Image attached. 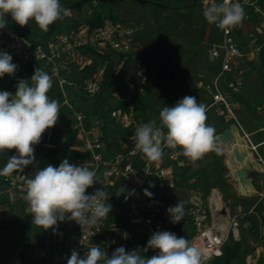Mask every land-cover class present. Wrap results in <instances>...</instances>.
<instances>
[{
  "label": "built area",
  "instance_id": "obj_1",
  "mask_svg": "<svg viewBox=\"0 0 264 264\" xmlns=\"http://www.w3.org/2000/svg\"><path fill=\"white\" fill-rule=\"evenodd\" d=\"M211 2L213 0H198L202 9ZM215 2L219 4L223 0H215ZM239 2L246 12V17L240 26L225 32L214 25L220 31L222 38L211 44L210 53L212 58L219 59L220 73L212 84L202 81L199 83L211 94L212 106L216 111L227 120L235 121L241 126L236 114L238 102L231 97V92L236 94L244 86L242 76L246 75V68L242 66V62L251 61L259 47L264 44L262 38L264 37V3L263 0H239ZM89 13L91 14V11ZM138 32L139 27L131 23L103 17L100 26L80 24L76 27L63 28L46 41H34L28 38L20 27L7 23L6 28L0 29V51L11 55L22 68L32 65L47 66L49 75L60 89L62 107H66L74 118V123L70 127L76 131L79 146L92 154L93 163L90 170H95L97 178L104 183V185L96 183L88 188V194L94 193L96 189L105 190L110 195L108 203L112 206L117 201L126 205L125 215L128 222L142 229L146 241L158 230L173 232L177 237H185L194 246L201 248L208 257L207 264H213L216 258L222 256L224 246L231 236L240 240L242 211L232 214L220 190L211 188L207 195L196 191L188 200H184L182 221L171 223L167 209L178 202L164 196L142 195V192L150 185L153 189L164 187L167 181L174 177L175 166L185 165V156L181 150L165 149L162 159L158 162L149 161L135 150L134 141L131 139L135 129L150 121L136 116V110L130 100L131 94L121 96L119 92L112 93L116 106L107 111L111 118L109 120L100 118L94 122L89 121L84 113L77 112L76 104L71 99L69 92L71 89L83 90L87 97L98 96L105 64H98L101 65L98 68L93 66V53L95 51L102 53L110 49L117 54L135 56ZM75 71L82 72V78L73 79ZM227 73L234 78L233 84L227 81L221 86L220 79ZM120 103H126L128 106H120ZM59 125L64 126L63 123ZM117 126L121 128L120 131L116 130ZM109 128H112L113 132H110ZM51 133V128L47 129L42 134L40 143L33 147L40 146ZM13 155H16L15 149ZM257 159L260 162V169L264 172V161L261 157ZM29 167L30 165L23 172L13 171L7 175H0V182L6 185L12 194L24 193L21 176L29 175ZM105 173H107L106 180H104ZM120 180L128 181L131 186L127 192L122 191L120 200H117L114 199L112 190ZM217 201L220 202L219 206ZM223 209L226 213H222ZM110 215L111 212L90 228L82 229L73 221L76 235L71 241L67 258H70L72 250H76L83 257L92 247V240L101 236L106 230ZM146 245L147 242L144 247ZM157 253L158 250L153 249H148L146 252L148 258ZM261 255L264 257V249ZM0 264H3L1 258Z\"/></svg>",
  "mask_w": 264,
  "mask_h": 264
},
{
  "label": "rangeland",
  "instance_id": "obj_2",
  "mask_svg": "<svg viewBox=\"0 0 264 264\" xmlns=\"http://www.w3.org/2000/svg\"><path fill=\"white\" fill-rule=\"evenodd\" d=\"M79 7L81 6H77L75 3L68 6L70 10L69 22H74L72 14L87 17L90 14H88V10L93 11L96 8L103 12L104 18L114 14L117 20L139 27L138 33L140 34L137 37L136 56L143 58L145 52H150L148 49L154 50L157 48L154 55L153 53L149 54L150 57L148 58L145 56L146 65L139 71V74H141L144 70H147V80L142 79L141 82L130 85V100L134 105L138 118L149 121L156 119L159 123V112L164 106L171 107L186 95L194 96L199 103L207 106V123L214 126L217 137L231 124H236L240 136L248 143L249 149L253 152L255 158L257 159L260 156L264 158V147L263 151L259 148L253 149L252 143L246 135V132L249 133L255 130V138L258 140L264 139V66L258 58L259 50L251 61L245 60L242 62L244 68L250 67L246 75L242 76L244 81L242 92L239 91L236 94L231 92V97L234 99L238 97L239 100L236 114L241 127L235 121L227 120L220 115L212 106L211 94L204 86H200V81L212 84L215 77L220 73V61L212 58L210 48L211 44L220 41L222 36L214 25H209L206 22L203 9L200 7L198 0H125L121 6L113 8L110 5L104 6L102 0H91L81 8ZM63 28H67L66 23ZM26 35L34 38L30 33H26ZM142 37L145 42H143ZM262 38L264 40L263 36ZM171 41L180 46L178 52H175L174 45L169 44ZM244 41L248 43L246 39ZM161 47L163 50H158ZM12 62L17 65V69L13 75L6 74L0 78V91H9L14 95L18 80H30L34 73L21 69L14 59H12ZM122 64L123 60L117 65V73ZM99 66L101 65H98L97 68ZM40 68L48 73L47 66H40ZM82 75V72L75 71L73 79H80ZM227 81L233 84L234 78L230 73L221 77L219 84L224 86ZM136 86H139L138 91H136ZM69 92L71 99L76 104L77 112L84 113L88 116L89 121L100 118L109 120L111 118L110 113L107 111L114 109L116 106L113 96L103 93L101 95V91L96 97L85 96L83 90L72 89ZM48 96L50 99L56 97L51 91L48 92ZM58 101L62 103V100ZM115 128L117 131L121 130L118 126ZM260 128L263 129L260 130ZM60 130L63 133L66 129L63 127L52 129L51 142L56 143L63 140ZM109 131L113 132V129L109 128ZM67 134L69 150L56 147V149L49 151L51 159L56 161L68 159L71 164L83 165L87 163L88 167L92 166V154L83 150L82 147L80 148L76 139V131L69 128ZM218 143L221 146L220 153L210 152L196 163L189 160V163L178 169L176 175L161 188L165 193L164 197L178 202L179 199L183 200L184 197H189L196 191L207 195L212 187L218 186L224 191L225 201L229 204L233 213L239 212L237 206L240 204L243 207V212L257 206L255 214L260 224V236L257 237L253 233L249 222H242L241 215L240 240H234L231 236L224 246L222 256L213 261V264H251L253 260L261 257L259 252L264 245V196L260 194L261 192L264 193V182L253 178L254 192L252 194L241 193L239 189L249 191L251 186H244L235 175H232L227 162V151L219 137ZM256 159L255 164L258 166ZM250 174L252 173L250 172ZM88 192L87 189L86 194ZM142 193L148 195L145 192ZM126 210V205L116 203L112 206L111 213L113 215L122 214ZM123 220L126 221L125 218ZM126 227H131L128 222ZM74 229V222L67 219L63 222L58 221L55 230H45L37 226V233H34L36 248H56L62 239L65 243L68 240L70 242ZM110 238L118 241L114 246H111L113 252L117 247L127 244L123 230L115 233V235L110 234ZM62 243L64 245V242ZM132 247H135V245H130V248L125 249L130 251ZM106 248L110 250L109 246H106ZM37 250L34 252L35 256ZM136 250L148 258L147 254L143 252L142 246L137 247Z\"/></svg>",
  "mask_w": 264,
  "mask_h": 264
},
{
  "label": "clouds",
  "instance_id": "obj_3",
  "mask_svg": "<svg viewBox=\"0 0 264 264\" xmlns=\"http://www.w3.org/2000/svg\"><path fill=\"white\" fill-rule=\"evenodd\" d=\"M69 12L60 0H0V29L7 27L6 17L10 14L21 27L34 21L47 32L50 25L63 20ZM203 16L209 25L228 32L243 23L246 12L239 0H223L219 4L213 0L203 8ZM12 59L7 52L0 51V78L15 73L17 65ZM52 87V77L37 67L30 80H18L14 95L0 91V152L16 151L0 169V175L23 172L29 165L36 167L33 146L40 143L47 129L56 125L60 113L59 101L48 96ZM158 119L159 124L153 119L139 125L131 137L135 150L149 161H160L165 149H180L192 163L210 152L220 153L215 128L207 123V106L194 96L186 95L173 106H164ZM21 179L24 183L22 199L33 216L32 223L42 229L55 230L58 221L66 219L75 221L82 229L90 228L112 211L107 191L96 189L86 194L94 184L104 185L87 163L76 165L64 159L59 167L51 164L36 167L32 174ZM106 179L107 173L104 174ZM167 212L171 223L182 221L183 202L178 201ZM148 249L158 250V253L147 258L138 250L126 251L120 246L109 256L101 247L93 246L83 257L72 250L67 264H207L208 260L201 248L170 231L154 232L143 252Z\"/></svg>",
  "mask_w": 264,
  "mask_h": 264
},
{
  "label": "crops",
  "instance_id": "obj_4",
  "mask_svg": "<svg viewBox=\"0 0 264 264\" xmlns=\"http://www.w3.org/2000/svg\"><path fill=\"white\" fill-rule=\"evenodd\" d=\"M89 1L91 0H60V3L63 7L69 9L68 6L73 3L77 4V6H83L87 4ZM6 19H7V23L14 24L20 27L24 32L26 31L25 34L30 33L34 38H30L28 35L27 36L28 38L34 41L48 40L55 32L63 29V26L67 22L66 17L63 20H58L49 26V30L47 32H44L38 27V25L34 21H29L28 25L21 27L12 20L10 14L6 17ZM16 63L18 64L17 61ZM37 67L40 68L39 65H32L27 68H22L20 66L21 69L26 70L29 73H34ZM48 74H49V70H48ZM50 91L52 92V94L56 96L55 97L56 100H60V101L62 100V95H61L59 87L56 84V81L53 83V87L51 88ZM236 101L238 102V107H239L238 97L236 98ZM97 114L99 115L100 113L98 112ZM92 120L96 121L97 119H92ZM94 121H91V122H94ZM59 123H63L64 126H60ZM73 123H74V118L72 114L69 113L66 107L63 108L62 103H60L59 117H58L56 125L52 127L51 130L55 127L65 128L66 130H64L63 133L60 130V132L63 135V140L53 143L50 141V136H51L50 134L47 140H45L40 146L34 148L36 167L44 168L48 164H51L54 167H59L60 163H62L63 160L56 161V160L51 159L49 151H51L52 149H56V147H59L60 149L69 150V140H67V137H68L67 131H69V128H71L70 125H72ZM262 129L263 128H260V130ZM255 134H256L255 130H252L249 133L246 132L247 138L252 143V148L253 149L259 148L260 150L262 149L263 151L264 139H260V140L256 139ZM243 141L247 143L244 139ZM247 146L249 147L248 143H247ZM13 150H5L3 152H0V169H3L4 166L7 164L8 158L12 156ZM260 157L264 161V158L262 156ZM188 163H189V159L185 157L184 166H175L174 176L176 175L178 169L185 167ZM36 167L30 165L29 175L32 174L36 170ZM90 168L91 166L89 167V169ZM257 168L260 169V165ZM262 181L264 182V180ZM130 186L131 184L128 181L120 180L118 184L112 190V195L114 199L120 200L121 192L122 191L127 192ZM212 188H218L220 192L222 193L223 198L225 200L224 191H222L220 187L216 186ZM152 189L153 188L150 185L147 188H145L143 192L152 193L151 192ZM239 191L243 194H252L254 192V188L253 186H251V189L249 191H242L240 189ZM23 194L24 193L12 194L10 190L6 187V185L0 182V258L2 260V263L3 264H67V259H68L67 254L69 251V247L71 245V241L76 235L75 229H74L75 233L73 232L70 237V242L68 240V242L65 243L64 239H62L60 240L56 248H36V241H35L34 233L35 234L37 233L36 231L37 226L32 223L33 216L28 211L27 203L22 199ZM260 194L264 196L263 192H261ZM142 195L144 194L142 193ZM203 195H206V193ZM188 198L189 197H184L183 200L179 199L178 201L184 202V200L186 199L188 200ZM116 203H119V202L117 201ZM256 207L257 206L251 208L249 211L252 210V213H256L257 212ZM237 208L239 212L242 211V217H243L245 215V211L243 212L242 205H238ZM231 213L236 214V213H233L232 210H231ZM123 218H125L126 221L128 222L127 217L124 212L122 214L120 213L116 215H113L111 213L109 224L106 230L101 236L94 238L92 240V247L99 246L103 250H105L110 256L113 252V250L111 249L113 247L111 246H114L116 243H118L116 239L110 238V234L115 235V233H118L121 230H123L125 232V239L127 243L123 247L130 248V245H135V247H132L130 251L136 250L137 247L139 246H142L144 249L145 248L144 246L147 241L144 238L142 229L139 226H134V225L132 226L129 222L128 224L131 227H126L127 222L123 220ZM62 242H64V245ZM263 242H264V239H263ZM106 246H109L110 250L109 248H106ZM263 249H264V245L261 247V250L259 252L260 256H261V252L263 251ZM36 250H37V253L35 256L34 252ZM259 259L257 258L253 260L251 264H258Z\"/></svg>",
  "mask_w": 264,
  "mask_h": 264
},
{
  "label": "trees",
  "instance_id": "obj_5",
  "mask_svg": "<svg viewBox=\"0 0 264 264\" xmlns=\"http://www.w3.org/2000/svg\"><path fill=\"white\" fill-rule=\"evenodd\" d=\"M124 1L125 0H102V3L104 6L110 5L113 8L115 6L117 7L121 6ZM89 12L90 10H88V14ZM72 16L74 18V22L68 21L70 16L66 17V20L68 21L66 22L67 27L68 26L76 27L80 24H89L91 26L97 27L101 25L103 20V12L96 8L93 11H91V14H89V16L87 17H79L78 15H74V14H72ZM110 17L117 20V17L114 14H112ZM139 34L140 33H138V36ZM143 42L145 41L143 40ZM169 44L172 46L174 45L173 47L176 49L175 52L179 51L180 46L177 43L171 41ZM150 49H148L150 52H145L143 54L144 55L143 58L141 56H136V55L133 56L131 54L130 55L117 54L110 49L102 53L95 51L93 53L94 56L93 66L97 67L98 64L106 65L104 70L103 81L101 83V95L103 93L112 96V93L119 92L121 96H126L127 94H129L131 84L133 85L134 83L136 84L138 82H141L142 79L147 80L146 77V75L148 74L147 70H144L141 74H139V71L144 67V65H146L144 61L145 56L148 58L150 57L149 54L153 53L154 55V53L157 52V48L154 50H150ZM158 50H163V48L162 47L158 48ZM122 60H123V64L117 73V65L121 63ZM94 68L91 69L94 70ZM249 68L248 67L246 68V72H248L247 70ZM138 90H139V86H136V91ZM120 106L127 107L128 105L126 103H120ZM151 192H152L151 194L153 195L165 196V193L161 187L152 189ZM242 222L243 223L249 222L253 233H255L257 237L260 236V224L258 222L257 215L255 213L250 212L249 209L245 211V215L242 217ZM258 264H264V257L262 255L259 259Z\"/></svg>",
  "mask_w": 264,
  "mask_h": 264
},
{
  "label": "bare ground",
  "instance_id": "obj_6",
  "mask_svg": "<svg viewBox=\"0 0 264 264\" xmlns=\"http://www.w3.org/2000/svg\"><path fill=\"white\" fill-rule=\"evenodd\" d=\"M222 144L227 151V162L229 163V166L231 168L232 175H236V170L241 166L246 165L247 162L255 164V155L252 151H250L247 143L243 141L237 128L233 130V137L230 140L222 142ZM239 156H241V158ZM217 203L219 206L220 202L217 201Z\"/></svg>",
  "mask_w": 264,
  "mask_h": 264
},
{
  "label": "water",
  "instance_id": "obj_7",
  "mask_svg": "<svg viewBox=\"0 0 264 264\" xmlns=\"http://www.w3.org/2000/svg\"><path fill=\"white\" fill-rule=\"evenodd\" d=\"M258 58L260 63L264 66V44L259 48ZM238 129L236 124H231L228 128H226L222 134H220L218 137L221 142H225L226 140H230L233 137V130ZM239 130V129H238ZM251 151V150H250ZM241 158V156H239ZM243 159V157H242ZM256 159V158H255ZM258 166H259V160L256 159ZM255 164H252L250 162H247L246 165L241 166L236 170V177L239 179V181L243 185H249L253 186V178H257L260 180H264V172L260 169H258ZM250 172L252 174H250ZM222 213H226V210L223 209Z\"/></svg>",
  "mask_w": 264,
  "mask_h": 264
}]
</instances>
